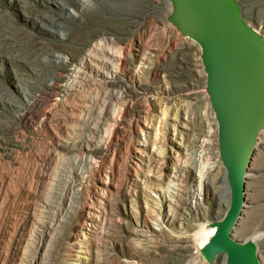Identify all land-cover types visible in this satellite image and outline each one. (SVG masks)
I'll list each match as a JSON object with an SVG mask.
<instances>
[{
  "label": "rangeland",
  "instance_id": "obj_1",
  "mask_svg": "<svg viewBox=\"0 0 264 264\" xmlns=\"http://www.w3.org/2000/svg\"><path fill=\"white\" fill-rule=\"evenodd\" d=\"M72 1L0 0V264H188L231 199L215 189L226 168L203 50L173 0ZM235 2L264 36V0ZM97 44L122 53L124 81L80 83L77 116L56 111L73 64ZM107 94L120 136L111 115L97 123ZM96 123L101 151L85 164L80 143ZM195 134L208 146L194 147ZM248 175L232 236H261L264 264V130Z\"/></svg>",
  "mask_w": 264,
  "mask_h": 264
},
{
  "label": "water",
  "instance_id": "obj_2",
  "mask_svg": "<svg viewBox=\"0 0 264 264\" xmlns=\"http://www.w3.org/2000/svg\"><path fill=\"white\" fill-rule=\"evenodd\" d=\"M183 33L203 50L219 125V151L231 193L230 209L211 250L228 264H260L256 247L232 234L246 204V174L264 130V39L235 0H174Z\"/></svg>",
  "mask_w": 264,
  "mask_h": 264
},
{
  "label": "bare ground",
  "instance_id": "obj_3",
  "mask_svg": "<svg viewBox=\"0 0 264 264\" xmlns=\"http://www.w3.org/2000/svg\"><path fill=\"white\" fill-rule=\"evenodd\" d=\"M80 1L87 2V0H74L70 4H73V3L78 4ZM170 5L175 9V12H176L177 7H176L174 0L170 2ZM100 43H102V42H100ZM103 44H100V45L97 44L98 46L97 45L93 46V48L91 50H89V52L86 53L85 56L81 59V61L79 62L78 65L73 64L74 66L72 67V73L70 72L71 75H70V78L68 77L69 81H67L68 83L66 84L65 90L63 91V93L60 92L56 96V99H55L56 106L55 107L58 108V110H56V111L66 113L71 118H75L77 116V107H76V105H78L77 102H79L80 97H83L82 95L77 94L78 89L76 90V87L79 86L78 84H80V83H83V84L84 83H92L93 84L94 83V84L99 85L101 87H103V86L105 87L107 85L113 84L118 78L121 79V77H119L118 75L122 74L121 69H120L121 61L124 58L122 56V53L119 54V52L117 53V50L113 51L111 48L110 49L105 48L104 46H106V44L104 46H103ZM144 67H146V66H144ZM123 79H121V80H123ZM79 88H81V87H79ZM115 95L114 94H110V95L107 94L106 98H104V103L102 102L103 103V105H102L103 107L101 109L102 111L100 110L99 116L97 115L98 116V118H97L98 122L97 123L99 125H101L103 123V121L105 120V118L107 116L111 115V118L113 119L112 121L115 123V125L113 127L114 128L113 134L116 132V134H118V136H120V134H124L127 132L126 125H124V123L122 122L121 116L118 114V111H114L112 113H109V112L107 113L108 108L110 109V106L113 105L112 102L114 100L118 99V98H116L117 95L116 96ZM118 109H119V107H118ZM53 113H56V112L54 111ZM53 116H54V114H53ZM98 124L95 127L90 128L91 129L90 133H89L90 135H88L87 138H85L80 143V146L83 149V163H85V164H91L93 162V160L95 159V153L101 151L100 150L101 147L98 144L99 142H98V140H95L96 136L94 135L96 132L100 131V127H98ZM153 125H154L153 122H150L149 124L146 123V126L148 129H153ZM195 137L197 140L194 143V147H199L200 143H201L202 148L208 146L209 140H206V139L200 140V137L198 136V134H195ZM149 144H150V141H148V140H144L143 143H141V145L145 148H147L149 146ZM179 145L182 146V143H179ZM257 147H258V144L256 146V149H257ZM256 149H255V151H256ZM208 150H211V149H208ZM137 152L139 153V159L144 158L143 150H138ZM195 153H197V151H194L192 154H195ZM215 153H216V151H215ZM208 166H210V167H207L206 170H210V169L215 168V166H212V165H208ZM198 170H199L198 168L195 169V171H198ZM199 171H200L199 174H201V177H202L204 174L202 172H204V171L203 170H199ZM248 177H249V175L247 173L246 179ZM175 179H177V178L175 177ZM202 179H203L205 184L210 183V181L207 182L208 177H205V175L203 176ZM227 184H228V178H227V176H224V179H222V183L220 185H215L216 193H218L219 191L223 192L224 190H228L229 184L228 185ZM177 186H178V184L171 180L170 183L168 184L167 188H168V190H172V189L178 190ZM201 192H204V191L201 190ZM175 195H176V193H175ZM223 196H225V195H223ZM157 197L160 198L161 196L159 195ZM230 205H231V199H229L228 196L227 197L225 196V206H226V208H228L227 211H229ZM147 209H148V207H147ZM217 230H218L217 224H213V225H209V226L204 227L203 233L201 234V237H200L201 238L200 244L197 246L196 250L194 251V253L192 255V259L188 264H214L220 255L225 256V258H226L225 264H228V255L226 253H220L219 254V253L215 252V254H213V258L211 257V250L213 248L211 244L213 243V239H214V236H215ZM260 238H261V236H256L252 240V242H249L247 244L255 247L254 243L257 242V240H259Z\"/></svg>",
  "mask_w": 264,
  "mask_h": 264
},
{
  "label": "built area",
  "instance_id": "obj_4",
  "mask_svg": "<svg viewBox=\"0 0 264 264\" xmlns=\"http://www.w3.org/2000/svg\"><path fill=\"white\" fill-rule=\"evenodd\" d=\"M258 32V31H257ZM262 37H263V39H264V36L260 33V32H258Z\"/></svg>",
  "mask_w": 264,
  "mask_h": 264
}]
</instances>
